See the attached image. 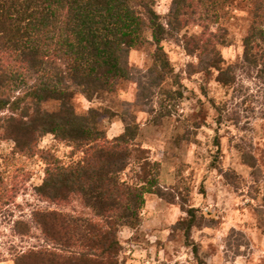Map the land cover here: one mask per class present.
I'll return each instance as SVG.
<instances>
[{
	"label": "trees",
	"instance_id": "trees-1",
	"mask_svg": "<svg viewBox=\"0 0 264 264\" xmlns=\"http://www.w3.org/2000/svg\"><path fill=\"white\" fill-rule=\"evenodd\" d=\"M172 1L164 23L157 0H0V141L13 140L17 153L45 161L44 180L36 187L41 197L59 205L77 200L88 210L34 211L47 246L17 251L15 264H120L121 227L140 225L146 193L163 195L157 171L141 185L121 178L140 125L127 123L109 138L101 122L114 112L94 106L80 112L74 104L78 93L92 100L132 78L129 53L146 41L147 31L156 46L148 91L160 88L172 100L182 96L164 86L173 69L162 41L191 23L204 29L186 38L185 48L209 55V69L218 71L221 83H234L238 67L255 71L264 83V0H253L236 66L225 65L220 50L227 44L226 30L213 27L232 0ZM50 101L56 109L43 107ZM49 133L80 156L65 163L39 148ZM12 191L0 171V212ZM15 228L29 234L32 225L17 220Z\"/></svg>",
	"mask_w": 264,
	"mask_h": 264
},
{
	"label": "rangeland",
	"instance_id": "rangeland-1",
	"mask_svg": "<svg viewBox=\"0 0 264 264\" xmlns=\"http://www.w3.org/2000/svg\"><path fill=\"white\" fill-rule=\"evenodd\" d=\"M252 5L232 0L213 26L227 32L220 47L225 65L242 62ZM172 7V0H157L164 23ZM203 29L191 23L162 41L173 69L164 86L182 96L172 100L160 88L146 89L156 48L147 31L146 41L129 53L132 78L92 100L74 97L80 112L93 106L114 112L101 122L109 138L127 123L140 125L121 178L141 185L157 171L162 189L163 195L145 194L140 225L121 227L120 264H264V83L243 67L234 83H221L218 71L209 69V55L185 48L186 38ZM43 107L54 110L57 103ZM38 146L65 163L80 156L50 133ZM45 169L39 155H21L13 140L0 141V171L13 189L0 212V264H15L17 251L47 246L34 211L88 212L77 200L59 205L41 197L36 187ZM17 220L31 223L29 234L16 231Z\"/></svg>",
	"mask_w": 264,
	"mask_h": 264
}]
</instances>
